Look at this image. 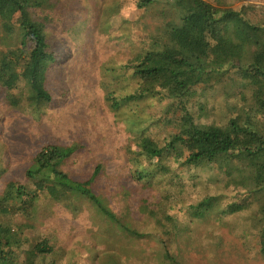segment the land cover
Returning a JSON list of instances; mask_svg holds the SVG:
<instances>
[{
	"label": "rangeland",
	"instance_id": "374dc122",
	"mask_svg": "<svg viewBox=\"0 0 264 264\" xmlns=\"http://www.w3.org/2000/svg\"><path fill=\"white\" fill-rule=\"evenodd\" d=\"M111 1L61 0L53 11L37 10L38 14L49 15L44 25L57 53L49 65L47 80L54 99L37 112L10 106L0 88V191L9 180L26 181L25 167L39 146L74 144L78 149L62 165L64 171L75 179L88 180L99 166L97 193L143 237L121 234L82 196L40 200L34 227L55 243L60 264H100L108 254L117 255L121 264H264L250 233L255 229L252 210L230 215L216 214L215 210L208 217L191 221L180 209L182 200L189 204L208 193L230 192L233 187L226 185L229 170L210 165L181 166L178 160L169 158L173 172L156 178L154 184L132 177L133 163L128 160V150L135 149L130 142L132 130L150 135L162 146L177 127L166 123L171 113L159 96L141 103L136 114L132 113L134 106H124L120 117L110 108L108 90L121 95L134 86L121 76L129 73L120 66L139 54L142 47L147 48L143 40L158 34L164 25L160 10L137 7L141 0L124 1L116 20L126 22L120 25L108 20L105 28L102 17L90 23L94 13H101ZM210 1L235 9L247 4L256 9L248 14L253 21L260 18L256 13L264 7V0ZM18 34L7 39L0 22V51L17 42ZM198 102L205 105L201 115ZM251 104L250 95L242 97L239 90L200 88L189 108L199 122L221 124L238 108ZM130 118L136 121L131 130L127 123ZM142 162L147 164L144 158ZM233 192L236 190L230 195ZM147 196V201H141ZM151 211L165 217L162 224ZM169 216L173 218L167 219Z\"/></svg>",
	"mask_w": 264,
	"mask_h": 264
},
{
	"label": "trees",
	"instance_id": "16d2710c",
	"mask_svg": "<svg viewBox=\"0 0 264 264\" xmlns=\"http://www.w3.org/2000/svg\"><path fill=\"white\" fill-rule=\"evenodd\" d=\"M124 1L105 4L90 23L101 17L105 28L108 20L118 25L126 22L116 20ZM60 3L61 0H0L4 36L8 39L19 32L18 43L0 51V88L10 106L38 112L54 99L47 80L49 65L57 53L47 39L49 15L38 14L37 10L53 11ZM137 7L160 10L164 25L158 34L143 40L147 48L142 47L139 54L120 66L129 73L121 76L134 86L121 95L108 90L106 99L120 117L124 106H134L132 113L136 114L141 103L159 96L171 113L166 123L175 124L177 130L162 146L150 135H138L132 130L130 142L135 149L128 150L132 177L154 184L156 178L173 172L169 158L178 160L181 166L210 165L229 170L226 185L236 192L208 193L189 204L182 200L180 209L191 221L194 217H208L215 210L222 215L252 210L255 229L250 233L264 261V7L256 13L260 17L256 21L248 16L256 9L247 4L235 9L210 0H141ZM200 88H232L235 93L239 90L242 97L250 95L252 104L238 108L224 123L199 122L189 104ZM196 105L201 115L205 105ZM135 122L131 118L127 121L130 130L136 127ZM77 149L74 144H43L27 162L26 181L12 179L5 183L0 191V264H60L55 243L34 227L38 203L44 199L82 196L121 234L143 237L97 193L95 177L99 166L88 180L75 179L64 171L62 165ZM225 197L229 198L224 201ZM147 200L148 196L141 198L143 202ZM150 214L159 224L165 219L153 211ZM116 256L108 254L100 264H121Z\"/></svg>",
	"mask_w": 264,
	"mask_h": 264
}]
</instances>
